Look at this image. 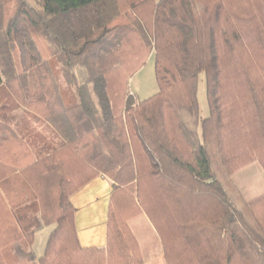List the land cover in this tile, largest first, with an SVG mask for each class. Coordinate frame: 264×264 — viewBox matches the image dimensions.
Here are the masks:
<instances>
[{"label":"trees","instance_id":"1","mask_svg":"<svg viewBox=\"0 0 264 264\" xmlns=\"http://www.w3.org/2000/svg\"><path fill=\"white\" fill-rule=\"evenodd\" d=\"M151 55L159 90L137 101L130 80ZM21 107L52 134L19 125ZM253 162L264 0H0V264H143L142 214L166 264H264V193L233 180ZM101 174L107 241L83 247L70 197Z\"/></svg>","mask_w":264,"mask_h":264},{"label":"crops","instance_id":"2","mask_svg":"<svg viewBox=\"0 0 264 264\" xmlns=\"http://www.w3.org/2000/svg\"><path fill=\"white\" fill-rule=\"evenodd\" d=\"M15 113L17 115L16 122L19 125H26L30 122L29 125L33 123L35 126H38L39 131L43 129L42 127H45L48 134H52V131L50 130L51 125L48 122L39 121L41 123L39 126L36 116L26 108L21 107L16 110ZM209 114L208 108L206 112L203 113L202 117H207ZM57 141H60V139H57ZM233 180L242 191L244 197L248 200L264 193V168L259 162H253L235 172ZM112 188L113 181L107 176L101 174L81 187L70 197L76 208L75 221L79 240L83 247H102L106 245L107 220ZM138 219L147 222V224H151L149 218L145 214L132 219L131 223ZM133 232L135 233L134 230ZM136 236L142 247L139 236Z\"/></svg>","mask_w":264,"mask_h":264},{"label":"rangeland","instance_id":"3","mask_svg":"<svg viewBox=\"0 0 264 264\" xmlns=\"http://www.w3.org/2000/svg\"><path fill=\"white\" fill-rule=\"evenodd\" d=\"M80 70V67L74 68L79 78L84 80L86 78V72ZM198 97L200 103V115L202 117L203 113L208 109V102L206 97V80L204 73L199 76L198 83ZM130 90L137 101L144 100L159 90L158 83L155 76V58L151 55L147 63L143 68H141L130 80ZM202 107V108H201ZM235 174V173H234ZM233 174V175H234ZM237 185V184H236ZM240 189V188H239ZM243 194V193H242ZM132 230L135 231L136 235L139 236L141 240L142 247L141 252L143 255V264H166L163 254L162 245L159 241V236L157 231L154 229L152 224H147L141 219L134 220L132 223L130 221ZM54 226H43L41 229L37 230L35 241L31 246L36 253L37 257L43 255L47 237ZM140 244V243H139Z\"/></svg>","mask_w":264,"mask_h":264}]
</instances>
